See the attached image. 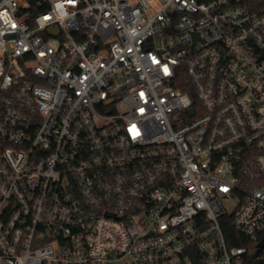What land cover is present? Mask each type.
<instances>
[{"label":"built area","instance_id":"2783aa9c","mask_svg":"<svg viewBox=\"0 0 264 264\" xmlns=\"http://www.w3.org/2000/svg\"><path fill=\"white\" fill-rule=\"evenodd\" d=\"M0 264H264V0H0Z\"/></svg>","mask_w":264,"mask_h":264},{"label":"trees","instance_id":"16d2710c","mask_svg":"<svg viewBox=\"0 0 264 264\" xmlns=\"http://www.w3.org/2000/svg\"><path fill=\"white\" fill-rule=\"evenodd\" d=\"M202 1H207V0H202Z\"/></svg>","mask_w":264,"mask_h":264},{"label":"water","instance_id":"95a60500","mask_svg":"<svg viewBox=\"0 0 264 264\" xmlns=\"http://www.w3.org/2000/svg\"><path fill=\"white\" fill-rule=\"evenodd\" d=\"M191 112H192V110H191Z\"/></svg>","mask_w":264,"mask_h":264}]
</instances>
